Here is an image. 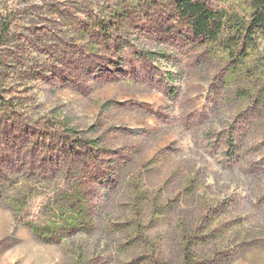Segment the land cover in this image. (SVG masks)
<instances>
[{
  "label": "rangeland",
  "instance_id": "1",
  "mask_svg": "<svg viewBox=\"0 0 264 264\" xmlns=\"http://www.w3.org/2000/svg\"><path fill=\"white\" fill-rule=\"evenodd\" d=\"M207 1L214 10L249 12L247 0ZM124 9L133 10L125 58L152 53L167 91L122 79L111 54L94 57L96 69L76 70L71 84L48 72L52 53L44 48L61 43L58 36L87 47L81 21ZM16 10L11 40L0 47L3 95L19 96L13 102L25 103L33 123L56 118L101 140L111 160L86 188L92 227L83 232L45 236L61 219L55 208L62 186L11 177L0 197V264H144L147 244L162 264H183L184 237L196 230L205 234L197 259L228 251L231 260L215 264H264V108L255 111L238 97L247 85L226 74L227 63L195 58L198 50L186 45L188 30L171 8L129 0H0V16ZM259 44L264 50V35ZM14 199L23 202L17 218ZM208 205L218 208L220 221L206 228ZM138 229L146 245L129 240Z\"/></svg>",
  "mask_w": 264,
  "mask_h": 264
},
{
  "label": "trees",
  "instance_id": "2",
  "mask_svg": "<svg viewBox=\"0 0 264 264\" xmlns=\"http://www.w3.org/2000/svg\"><path fill=\"white\" fill-rule=\"evenodd\" d=\"M129 1L134 7L171 8L188 30L184 37L186 45L193 51L198 50L195 58L222 59L227 63L226 74L247 85L238 91V97L248 100L255 111L264 108V50H261L259 44V39L264 35V0H247L249 12L244 16L214 10L207 0ZM130 11L133 10H99L93 17L81 21L79 33L85 38L87 47L81 46L73 38L69 40L58 36L61 43H51L49 48H44L52 53V64L47 69L48 72L62 78L66 84H71L75 81L76 70L96 69L98 63H95L94 57L111 54V57L116 58L119 67L116 74L120 73L122 79L150 84L153 87L160 85L167 91V86L158 77V71L154 67L152 53L138 52L130 60L124 56L123 50L129 43L124 31L132 14ZM17 17V10L10 15L0 16V47H5L10 42ZM34 31L35 34L45 35L44 30L41 32L42 30L36 28ZM61 46L68 47L65 53L58 48ZM200 50H203V55ZM59 55L64 56L62 58ZM107 61L112 60L104 62ZM0 64V197L7 181L17 175L32 177L34 181L53 183L54 186L59 183L62 189L56 193V205L59 207L55 209L57 217L61 219L59 222L54 220L47 226L45 236L56 234L57 231L76 233L83 232L81 229L90 230L92 215L86 188L99 181L101 174H105L107 170H104L103 161L111 160L110 152L101 140L87 139L56 118L42 124L33 123L23 110L25 103L13 102L21 99L19 96L13 95L7 100L3 95L1 84L6 71L1 70L4 66ZM64 186L67 188L63 189ZM135 189L139 190L137 185ZM22 205L21 200H13L12 209L16 218ZM208 206L203 217L206 228L213 227L220 221L218 208L214 205ZM32 229L36 235L40 234L38 228L32 226ZM142 234L138 229L134 236L130 235L129 240L134 244L146 245L147 238ZM204 235L196 230L184 237L181 248L183 264H215L231 260L232 256L228 251L217 254L209 262L197 259L193 254L194 249L205 239ZM146 247L149 254L142 258L143 263L162 264L161 259L152 256L155 252L154 246L147 244Z\"/></svg>",
  "mask_w": 264,
  "mask_h": 264
}]
</instances>
